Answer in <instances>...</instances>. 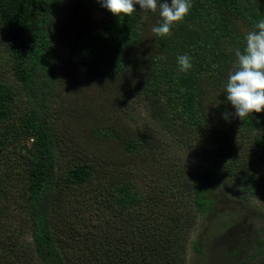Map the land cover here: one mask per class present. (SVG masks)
Returning a JSON list of instances; mask_svg holds the SVG:
<instances>
[{
    "label": "trees",
    "instance_id": "16d2710c",
    "mask_svg": "<svg viewBox=\"0 0 264 264\" xmlns=\"http://www.w3.org/2000/svg\"><path fill=\"white\" fill-rule=\"evenodd\" d=\"M191 3L171 35L157 37L151 28L159 13L144 21L139 5L120 21L97 0H0V36L22 91L0 82V124L15 118L23 96L17 131L33 140L17 194L0 174V220L6 200L20 198L25 223L18 235L29 233L33 244L21 251L13 234L0 237V264H184L197 218L217 206V189L252 183L264 168V113L224 118L226 109L235 111L224 91L235 50L245 47V29L264 18V0ZM93 13L109 18L98 32ZM185 54L193 64L187 73L177 62ZM79 74L110 87L120 105L143 103L151 119L134 128L109 124L101 114L81 132L76 125L91 110L81 108L86 82ZM57 118L76 142L70 162ZM238 127L253 135L252 154L242 159ZM9 133L0 130V155L11 145ZM199 134L207 138L199 141ZM167 136L186 149L201 143L213 165L195 174L181 157L159 155ZM115 142L125 149L117 157ZM129 156L150 165L128 166ZM217 239L211 245L199 235L192 242L199 264H264V247L231 251L223 236Z\"/></svg>",
    "mask_w": 264,
    "mask_h": 264
},
{
    "label": "rangeland",
    "instance_id": "374dc122",
    "mask_svg": "<svg viewBox=\"0 0 264 264\" xmlns=\"http://www.w3.org/2000/svg\"><path fill=\"white\" fill-rule=\"evenodd\" d=\"M94 19V31L98 32L109 20V18L104 13H93ZM246 33L249 30L245 29ZM80 75V74H79ZM79 79L81 81V93L79 96V101L81 108L84 105H88L91 112L88 114L89 118L84 122L78 123L76 128H81V132L89 130L97 120L100 119L101 114H103V119L109 124L118 125V123H127V126L132 127H143V123L147 119H151L149 113L145 109V105L139 101L134 100L129 105H120L115 97L110 96V87H100L97 85V80L93 77L89 78L88 75H80ZM0 82L11 83L16 85L17 92H22L20 86L17 83V79L14 76V71L11 65V59L8 54V50L5 44L2 42V36H0ZM210 93V89H206ZM77 95V94H74ZM220 95V93H219ZM20 98V97H19ZM72 100V94L67 96ZM77 99H74L76 102ZM223 100V99H221ZM21 107L17 109L15 118L3 124H0L1 129H8L10 133L8 135L10 147L0 155V174L5 180V184L13 188L16 193V185L24 186L25 182L23 180V172L25 165L22 163V156H27L29 149L33 144V140L29 138H24L20 133L18 135V129L21 127L20 115L21 110L24 109L23 96L21 97ZM227 113L234 112L232 109H226ZM262 112L261 114H263ZM74 114L73 117H75ZM57 122L61 127H59V132L62 133L61 146H66L67 149H63L67 154V162L72 159L70 157L72 150L75 149V143L69 140L71 130L68 128H63V122ZM101 120V119H100ZM93 128V127H92ZM241 128L238 127V130ZM68 132H66V131ZM17 131V133H15ZM237 136L238 141V156L242 159L250 156L251 148L253 146L252 133L234 134ZM207 138V135L205 139ZM16 139V140H15ZM164 138H162L163 140ZM199 141L205 140L203 134L198 135ZM16 141V142H14ZM164 142L168 143V146L160 149L159 155H171L181 157L189 166L192 172L195 174L205 167H210L213 165L212 161L206 159V155L198 149L201 143H195L193 141V148H188L179 146L178 143L167 136ZM69 144L72 148L69 147ZM113 145V144H110ZM112 154L113 156H118V153L123 152L125 149L114 143ZM191 149V150H190ZM159 151V150H158ZM94 155V154H93ZM96 154L94 155V157ZM97 159V157H95ZM76 157L73 158L72 164ZM135 158L129 156L126 159L128 166H140L139 168H148L150 165L146 163L147 160L142 159L139 162L134 160ZM161 160V159H160ZM137 163V165H135ZM132 164V165H131ZM159 165L157 161V166ZM145 170V169H144ZM257 175L254 176V181L252 183H241L233 186V191L225 189H217L219 191V198L217 200V206L215 210L208 213L204 217L197 218V225L193 229L190 236V248L189 253L185 258L184 264H199V261L192 251V242L201 236L209 244H217V238L221 235L223 236V243L225 247L231 251L234 249L241 248L243 252L245 250H252L258 246L264 247V168L255 170ZM149 176L146 180L148 188L150 189L151 184L154 183V179L148 172ZM146 184V185H147ZM149 189H147L149 191ZM254 189V192L251 191ZM17 194V193H16ZM7 211L0 220V237L6 239L7 235L13 234L16 237L17 242L21 245L20 249L23 251L27 246L33 244V238L29 233H24L18 235L20 232V227L25 223L23 220L25 212L21 210V199L17 200H6ZM6 225V226H5ZM7 227L6 232L3 233L2 227ZM18 236H20L18 238ZM221 238V237H220ZM31 264H34L33 262Z\"/></svg>",
    "mask_w": 264,
    "mask_h": 264
},
{
    "label": "clouds",
    "instance_id": "9594fccd",
    "mask_svg": "<svg viewBox=\"0 0 264 264\" xmlns=\"http://www.w3.org/2000/svg\"><path fill=\"white\" fill-rule=\"evenodd\" d=\"M114 16L123 21L136 11V5L145 13L142 17L148 21V13H159L160 21L151 28L157 37L171 35L174 24L182 22L192 7L191 0H171V3L161 0H97ZM236 67L228 74L224 91L226 101L234 108V112L225 113L230 117L244 120L254 113L264 112V18L254 25V30L245 36V47L235 50ZM178 66L181 72H189L192 67L191 57L179 55Z\"/></svg>",
    "mask_w": 264,
    "mask_h": 264
}]
</instances>
